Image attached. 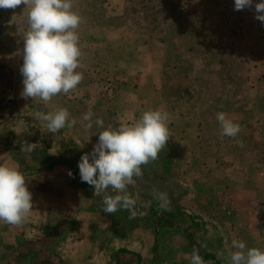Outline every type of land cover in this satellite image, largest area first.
Listing matches in <instances>:
<instances>
[{
	"label": "rangeland",
	"instance_id": "rangeland-1",
	"mask_svg": "<svg viewBox=\"0 0 264 264\" xmlns=\"http://www.w3.org/2000/svg\"><path fill=\"white\" fill-rule=\"evenodd\" d=\"M25 7L0 9V165L23 173L33 209L23 225L0 221V264H66L68 233L83 236L82 245L93 236H128L134 255L121 250L114 264H190L194 247L202 258L210 254L205 264H229L234 239L264 250V22L254 7L237 11L234 0H73L82 18L77 71L84 78L48 102L21 95ZM123 74L142 75L141 92L153 78L172 136L128 188L134 219L123 209L103 213L104 196L116 193L96 194L78 168L98 141L92 134L127 122L113 108ZM146 94L149 109L155 93ZM90 107L91 131L82 120ZM59 108L77 123L51 133L37 113ZM219 112L240 125L237 136L221 134ZM26 142L36 150L21 152ZM176 153L182 161L169 166L165 155ZM153 189L167 193L169 210L160 209ZM82 198L86 207H71ZM99 214L108 224H97Z\"/></svg>",
	"mask_w": 264,
	"mask_h": 264
},
{
	"label": "clouds",
	"instance_id": "clouds-1",
	"mask_svg": "<svg viewBox=\"0 0 264 264\" xmlns=\"http://www.w3.org/2000/svg\"><path fill=\"white\" fill-rule=\"evenodd\" d=\"M21 4L29 9L27 30L23 32V63L20 73L23 77L22 97L40 98L50 101L59 94H68L77 89L83 80L80 67L82 50L79 43V28L82 18L73 10V0H0V9H15ZM255 9V18L264 22V0H234V9ZM20 27V26H19ZM91 107L83 115L86 129L93 128ZM37 116L46 122L51 133L72 128L77 123L66 108H59ZM170 115L161 109L148 110L132 123H122L113 128H104V120L97 118L95 125L104 128L98 134V141L90 153H84L78 162L80 179L92 186L96 194L105 195L102 212L108 215L123 209L129 212V219L137 216L136 199L128 192L135 178L143 176L142 165L155 161L166 148L171 136ZM221 134L235 137L240 125L229 119L224 112L217 113ZM90 138V136H89ZM35 143H24L21 152L32 153ZM70 176L72 173L69 171ZM153 198L162 210H169L167 193L153 189ZM150 205V202H148ZM33 209L32 193L18 167L0 165V221L20 226L26 223ZM229 264H264V250L248 248L242 240H232ZM190 264H205L199 249L193 248Z\"/></svg>",
	"mask_w": 264,
	"mask_h": 264
},
{
	"label": "crops",
	"instance_id": "crops-1",
	"mask_svg": "<svg viewBox=\"0 0 264 264\" xmlns=\"http://www.w3.org/2000/svg\"><path fill=\"white\" fill-rule=\"evenodd\" d=\"M140 78H142V75L140 74H123L121 77V79H124V81L115 95V97H118V99L114 100L113 108L116 112V115L126 118L125 120L127 122L125 123L134 122L145 111L160 109L159 94L157 90H154L155 86L153 85V78H150V81L146 84L148 86V90L144 92L141 91L144 90L143 87L145 83H141ZM147 92L155 93L153 99L154 101L152 100V106L151 108L149 107V109L146 106L147 103H145L144 98V96L147 95ZM188 113L189 112H185L182 118L187 121L186 123H190L191 119L193 122L195 117L187 115ZM176 155H165L166 163L169 166L182 161V159L179 157L180 154L178 155L176 153ZM49 194H52V202L49 200L52 205H50L52 207L57 206L56 188H54V190H50ZM86 201L84 198H82L79 203L77 202L76 205L71 207L76 210L83 209L87 205ZM68 209L71 210V208ZM96 221L97 224H100V226L103 224H108V222L105 220V217L101 214L98 215ZM66 230L68 229L66 228ZM72 234L74 233H68V235L66 234V241L68 242H65L67 248L65 255L63 256L64 262L66 264H114L113 258L116 259V255H120L121 250L131 252V254L134 255V250L129 251L132 248H130L128 245V236H106V234L105 236H93L90 237V239L87 240L84 245H82L79 244V238L83 240V236H72ZM149 246L147 248H149Z\"/></svg>",
	"mask_w": 264,
	"mask_h": 264
},
{
	"label": "trees",
	"instance_id": "trees-1",
	"mask_svg": "<svg viewBox=\"0 0 264 264\" xmlns=\"http://www.w3.org/2000/svg\"><path fill=\"white\" fill-rule=\"evenodd\" d=\"M206 255L210 256V254H206ZM206 255H204V256L206 257ZM204 256H203V258H205Z\"/></svg>",
	"mask_w": 264,
	"mask_h": 264
}]
</instances>
